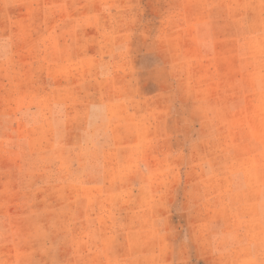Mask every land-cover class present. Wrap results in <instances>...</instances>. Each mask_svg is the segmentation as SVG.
I'll use <instances>...</instances> for the list:
<instances>
[{"label":"rangeland","instance_id":"rangeland-1","mask_svg":"<svg viewBox=\"0 0 264 264\" xmlns=\"http://www.w3.org/2000/svg\"><path fill=\"white\" fill-rule=\"evenodd\" d=\"M0 264H264V0H0Z\"/></svg>","mask_w":264,"mask_h":264}]
</instances>
